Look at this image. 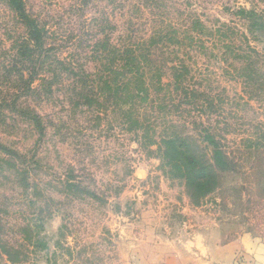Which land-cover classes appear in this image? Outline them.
<instances>
[{
  "label": "rangeland",
  "instance_id": "rangeland-1",
  "mask_svg": "<svg viewBox=\"0 0 264 264\" xmlns=\"http://www.w3.org/2000/svg\"><path fill=\"white\" fill-rule=\"evenodd\" d=\"M25 3L46 29L51 55L92 80L109 68L102 50L109 41L149 46L165 35L167 45L141 60L149 96L137 110L146 130L132 129L116 101L84 106L72 78L50 99L21 100V109L42 115L41 135L11 109L22 87L12 42L25 28L0 0V144L31 161L23 181L19 163L0 153V251L11 254L0 264H206L214 245L247 233L264 241V29L253 27L264 23V0ZM173 67L184 72L187 98L175 90ZM113 69L106 73L121 84L120 65ZM175 132L194 137L191 150L207 174L198 198L159 149ZM207 133L226 166L209 163ZM69 180L97 197L70 193Z\"/></svg>",
  "mask_w": 264,
  "mask_h": 264
},
{
  "label": "trees",
  "instance_id": "trees-1",
  "mask_svg": "<svg viewBox=\"0 0 264 264\" xmlns=\"http://www.w3.org/2000/svg\"><path fill=\"white\" fill-rule=\"evenodd\" d=\"M6 3L16 16L18 22L25 28L24 35L16 40L13 38L12 42V53L15 54L14 64H16L13 65L15 69V71L13 70V74L22 83V87H20L21 93H18L17 97L11 102V109H14L12 110L13 113H19V116L22 118L26 117L34 125L36 130L41 135H44L46 127L42 115L34 110L21 109V100L31 96L50 99L54 95L56 85H62L61 83L65 84L68 79L74 78L75 81H78L77 84H80L81 90L79 92L81 93L79 99L84 101V106L98 107L116 101L117 106L125 115L126 121H129L130 125H132V129H137V133L143 132V129L146 130L144 120H141L137 110L140 103L145 102L149 96L144 75H141L143 68L145 67L147 69V65H144L141 60L144 59L145 62L151 61L148 54H156L154 49L159 50L160 47H166L167 40L165 35H160L158 39H151L149 46L135 44L131 40L130 42H123L122 46H115L110 41L107 42L102 50L109 68L104 66L105 70L96 73V77H99L98 81L92 80L91 78L95 76L91 72L88 73L83 68L81 69L83 70V74H80L73 64L61 60L57 55H51L55 53L46 46L47 31L30 14L25 0H6ZM240 12L243 16L247 13L244 10ZM251 16L255 17L253 13ZM252 17L250 21H252ZM253 23L254 28L258 30L264 29L263 22V24H259L258 22ZM175 39H177L176 36ZM135 54L145 55L140 57ZM115 63L120 65L121 84H119L120 79H117L118 76L112 77L106 73L115 71L113 69ZM16 66H20V70H17L15 68ZM159 68L156 65H152L149 71H154L153 73L160 75L161 70ZM180 68L188 73L186 66L182 65ZM172 69L175 70L174 86L176 92L183 93L187 98L191 92L184 88L186 86L182 78L185 75L181 74L183 71L180 72L175 67ZM42 73L50 75V77H44ZM129 75H132L131 78H129ZM38 81L40 84L37 87L35 84ZM158 83L159 85L162 83L161 79H159ZM193 139L194 137L190 135L183 137L175 132L160 141L159 149L166 162L165 164L169 165L171 169L178 171L180 177L185 179L192 188L194 186L196 187L194 194L190 193V197L198 198L201 187H205L202 186L205 184H201V181L206 179L207 174L200 168L199 155L191 150L190 142ZM204 140L212 148L211 153L208 155L209 163L213 166H226L227 162L217 138L213 134L207 133ZM0 153H3L8 159H11L10 162L14 161L19 163V166L15 168L16 173L23 177V181H28V176L30 175V159L19 152L8 150L2 144H0ZM211 165H208V168H211ZM66 184L65 186L70 193H84L88 196L97 197V194L89 186H82V183L69 180ZM25 230L24 228L23 231ZM25 233L28 234L29 231L26 230ZM1 252L4 254H1ZM2 255L5 257L8 256L9 260L11 258V254L7 250L0 251V259L3 258Z\"/></svg>",
  "mask_w": 264,
  "mask_h": 264
},
{
  "label": "crops",
  "instance_id": "crops-1",
  "mask_svg": "<svg viewBox=\"0 0 264 264\" xmlns=\"http://www.w3.org/2000/svg\"><path fill=\"white\" fill-rule=\"evenodd\" d=\"M212 261L206 264H264V241L251 234L222 246H213Z\"/></svg>",
  "mask_w": 264,
  "mask_h": 264
}]
</instances>
